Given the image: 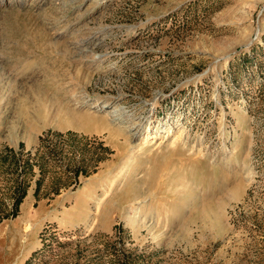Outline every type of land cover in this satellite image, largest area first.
Listing matches in <instances>:
<instances>
[{"label": "rangeland", "instance_id": "374dc122", "mask_svg": "<svg viewBox=\"0 0 264 264\" xmlns=\"http://www.w3.org/2000/svg\"><path fill=\"white\" fill-rule=\"evenodd\" d=\"M119 105L132 138L109 127ZM46 145L0 264L45 228L38 264H264V0H0V152Z\"/></svg>", "mask_w": 264, "mask_h": 264}, {"label": "trees", "instance_id": "16d2710c", "mask_svg": "<svg viewBox=\"0 0 264 264\" xmlns=\"http://www.w3.org/2000/svg\"><path fill=\"white\" fill-rule=\"evenodd\" d=\"M100 147L106 151L105 153H101V155H97L94 159L98 162L106 157V153H108L111 149L108 145H104L103 141H99ZM84 153L88 152L89 149H83ZM90 156L93 157L94 151L90 150ZM59 153V150L56 146L46 145L42 151H36L34 156L30 155L31 153L28 151L24 156L21 151H17L12 146H5L4 149L0 152V163L5 164L6 169L10 170V177H7L6 191L5 194L7 196L0 197V221L14 217L19 213L20 204L26 195L27 188L29 185V175L34 174L33 167L36 164L39 170V176L35 178V187L33 190V194L35 199L37 200L40 197V188L42 185V181L44 179L45 173L48 171L46 168L48 158L50 156H55ZM85 157L81 158V160L77 161L75 164L70 166L66 164L61 168V174L59 175V180L52 181L54 185L49 188L48 192H46V196L49 193H58L62 187H66L69 185V178H73L74 182H77L80 174L87 175L91 171H94L95 163H92V167H87ZM90 165V164H89ZM70 172V173H69ZM71 174V175H70ZM67 178V181H61L62 176ZM57 182V183H56ZM7 197V198H6ZM35 204V202H34ZM44 233L42 236V245L35 250H33L28 257L24 259L21 264H38V261L41 260L44 249H45V233L48 231V234H52L54 231L44 229ZM58 242H60L58 240ZM74 264H82L80 262H76ZM86 264V263H84ZM124 264H128L125 262Z\"/></svg>", "mask_w": 264, "mask_h": 264}, {"label": "bare ground", "instance_id": "6f19581e", "mask_svg": "<svg viewBox=\"0 0 264 264\" xmlns=\"http://www.w3.org/2000/svg\"><path fill=\"white\" fill-rule=\"evenodd\" d=\"M83 103V102H82ZM93 106H98L96 104H94ZM105 106H107V103L105 104ZM110 112L108 113V116H106L107 120L109 121V127L116 124L114 126V128L116 127L117 131L119 129H125L126 132H129V138H132V136L135 134V130L137 128V126H134L136 124H126L127 122L131 121L132 120V116L133 114L130 112L129 109H127L124 105L123 106H117L116 108L114 109H110L109 110ZM114 122V124H113ZM106 124V123H104ZM108 125V123H107ZM109 127H107L105 125V130L106 129H109ZM113 130V129H112ZM115 130V131H116ZM116 131V132H117ZM110 133V138L112 137L113 139H116V136L118 135L117 133L113 132V131H108ZM182 135V134H181ZM123 142V141H122ZM125 142V141H124ZM177 149V147H174V149ZM172 149L173 150V147L172 148H169V150ZM175 149V150H176ZM171 152V150H170ZM163 161V160H162ZM160 165V164H159ZM161 168V167H160Z\"/></svg>", "mask_w": 264, "mask_h": 264}, {"label": "crops", "instance_id": "0c3cea01", "mask_svg": "<svg viewBox=\"0 0 264 264\" xmlns=\"http://www.w3.org/2000/svg\"><path fill=\"white\" fill-rule=\"evenodd\" d=\"M22 203V202H21Z\"/></svg>", "mask_w": 264, "mask_h": 264}]
</instances>
